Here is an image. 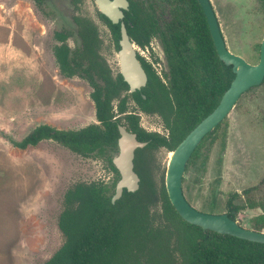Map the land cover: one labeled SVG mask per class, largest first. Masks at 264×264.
Masks as SVG:
<instances>
[{
	"label": "rangeland",
	"instance_id": "rangeland-1",
	"mask_svg": "<svg viewBox=\"0 0 264 264\" xmlns=\"http://www.w3.org/2000/svg\"><path fill=\"white\" fill-rule=\"evenodd\" d=\"M210 1L226 46L257 63L264 37L260 0ZM46 2L44 13L34 0H0V264H44L65 241L58 220L66 191L97 181L113 191L116 178L104 156H84L52 139L25 149L12 143L43 123L78 130L97 122L92 86L63 76L53 54L54 32L62 26L75 30L71 46L78 42L76 12L97 24L101 55L113 74L119 70L114 41L94 0L76 7L69 0ZM161 14L168 19L170 5L161 3ZM127 106L139 114L144 129L166 132L160 116L141 111L132 98ZM215 135L214 143L208 139L202 148L207 162L202 166L199 158L185 174L188 200L199 210L222 213L235 191L251 188L252 199H264V83L240 98ZM140 157L157 182L165 181L171 157L166 147L143 150ZM153 210L160 213V203ZM262 211L245 209L236 220L250 228Z\"/></svg>",
	"mask_w": 264,
	"mask_h": 264
},
{
	"label": "trees",
	"instance_id": "trees-1",
	"mask_svg": "<svg viewBox=\"0 0 264 264\" xmlns=\"http://www.w3.org/2000/svg\"><path fill=\"white\" fill-rule=\"evenodd\" d=\"M35 2L44 10L45 0ZM260 2L264 19V0ZM139 6L136 0L131 1L126 18L129 33L137 40L149 39L156 32L162 37L170 66V88L150 72L148 85L142 90L146 97L140 92L133 96L143 109L160 110L171 127L173 142L144 132L138 127L136 116L129 114L127 118L141 139H151V146L166 144L172 148L218 104L235 74L232 66L219 59L197 0H175L172 21L165 25H158L151 4ZM141 11L143 16L138 14ZM100 15L117 40L120 25ZM74 20L81 46L70 49L66 39L72 32L61 28L55 30L54 37L62 43L54 45L53 51L63 75L82 76L95 87L91 95L100 124L78 130L39 124L21 140H12L19 148L53 139L88 156L94 151L104 155L117 146L119 120H113L112 101L128 85L121 74L113 79L99 63L96 27L86 19L75 17ZM95 73L102 83L96 80ZM119 107L121 112L125 110V99ZM109 161L119 177L111 156ZM112 195L109 186L99 181L81 182L66 191L58 220L65 241L44 264H264V243L204 231L185 221L172 205L165 186L158 188L145 174L136 192L125 190L115 202ZM157 196L162 201L160 214L151 212ZM258 203L248 199L247 203L234 204L229 200L227 205L232 216L231 210L255 207ZM253 228H264V214L253 219Z\"/></svg>",
	"mask_w": 264,
	"mask_h": 264
},
{
	"label": "water",
	"instance_id": "water-1",
	"mask_svg": "<svg viewBox=\"0 0 264 264\" xmlns=\"http://www.w3.org/2000/svg\"><path fill=\"white\" fill-rule=\"evenodd\" d=\"M96 1L100 11L114 23L119 22L123 17L121 8L127 9L129 5L128 0ZM198 2L206 16L218 56L226 65L232 66L235 77L223 93L215 109L204 117L172 152L166 173L167 193L172 205L185 221L201 226L204 230H213L221 234H230L254 242L264 243V231L242 227L227 213L215 214L200 211L193 207L183 194L182 178L185 166L195 147L207 133L227 116L244 92L253 86L261 84L264 80V38L260 45L259 61L255 64L250 63L243 56L227 48L210 0H198ZM120 45L121 72L124 79L129 83L130 90L135 91L145 86L147 74L136 57L124 23H121ZM119 131V153L114 156L113 162L118 168L121 177L116 184V190L112 197L113 202L122 196L124 189L131 192L138 190L140 178L134 170L133 159L136 148L146 144L139 141L135 133L127 131L121 125L119 126Z\"/></svg>",
	"mask_w": 264,
	"mask_h": 264
},
{
	"label": "flooded vegetation",
	"instance_id": "flooded-vegetation-1",
	"mask_svg": "<svg viewBox=\"0 0 264 264\" xmlns=\"http://www.w3.org/2000/svg\"><path fill=\"white\" fill-rule=\"evenodd\" d=\"M35 1V0H34ZM82 0H76V2H73L72 0H69V3H71V5H73L74 7H76L77 5H79V3L81 2ZM95 3H96V6H97V9H98V16L99 18L104 22V24L107 26L108 30L110 31L111 33V37L114 41V45H115V48L117 50V59H118V62H119V70L116 72V74H113L112 72V69L111 67L105 63V60L103 59L102 55H101V52H100V46H101V43L103 42L102 38L100 37V34H99V29L97 27V24L94 22V20L92 18H90L89 16H86V15H82L80 12H76V15L73 16V20L74 18L78 17V18H81V19H86V20H89L95 27H96V30H97V36H98V45H97V54H98V61L99 63L104 67L106 68L108 71H109V74L111 75V77L113 79H116L118 77V75L121 74L123 80L127 83L128 85V89H123L120 91L118 97L114 98L113 101H112V106H113V112H114V117H113V120H119L118 124H117V127H118V131H119V126H123L127 131L131 132V133H135L136 134V137L139 141L141 142H145L146 144L142 147H138L136 148L135 150V155H134V159H133V163H134V170L136 171V173L139 175V178H140V182H139V188L141 186V181H142V174H145L150 180L151 182H153V184H155L158 188L162 187V186H165L166 188V176H165V181H163L162 183H159L157 182V180L151 175V172H148V169H144V165L142 166L141 164V160H140V153H142L143 150H146V149H151V150H154V149H158L160 147H166L172 154V152L174 151V149L182 142V140L191 132V130L203 119H201L190 131H188L185 136L179 141L177 142L172 148H170L169 146H167L166 144H159L157 146H151L150 143H151V139H141L139 134H138V131L136 130H133L131 128V124L127 118V116L129 114H132L134 116L137 117L138 119V127L140 129H142L144 132H147V133H151V134H156L158 135L159 137H162V138H165L167 140V142H173V138H172V131H171V127L167 124L166 120H165V117L164 115L160 112V110L156 109L155 107H153L152 110H146V109H143L139 103L136 101V99L134 98L133 94L136 93V92H140V94L145 98L146 95L143 93V89L148 85V81H149V74L150 72H152L155 76H158L159 79L168 87L170 88L169 86V79H170V66H169V62H168V59H167V55H166V51H165V44H164V41L162 39V37L159 35L158 32L156 33H153L149 39H141V40H137L136 38H134L133 36L130 35L129 33V30H128V27H127V23H126V18H128V13L129 11L131 10V1L132 0H128L129 2V5L127 7V9H124V8H121L122 12H123V17L119 20V22L117 23H114L112 22L111 19H109L105 14H103L101 11H100V8L98 6V3L96 0H94ZM198 1V0H197ZM136 2L139 3V7L141 8V4L143 5H148V7H150V4L153 6V8L155 10H152V15L154 16V18L156 20H158V25H165L166 23H170L172 21V18H173V6H174V3H175V0H136ZM36 3V2H35ZM161 3L162 4H167V5H170V13H171V16L168 18V19H165L163 18L162 14H161V17H160V8H161ZM211 3V1H210ZM261 3V2H260ZM47 2L45 0V4H44V9H45V6H46ZM200 4V3H199ZM37 5V4H36ZM212 5V3H211ZM38 7V5H37ZM202 7V6H201ZM213 7V10L215 12V15L218 19V23H219V18H218V15H217V12L214 8V6L212 5ZM39 8V7H38ZM40 9V8H39ZM150 10V8H148ZM203 9V8H202ZM41 10V9H40ZM42 12L45 13V10H41ZM164 10H162V13H163ZM48 12V11H47ZM204 12V11H203ZM100 14H103L104 16H106L113 24H119L120 25V37L116 40L113 36V33H112V30L110 29L109 25L102 19L101 15ZM138 14L140 16H143V13L142 11L141 12H138ZM263 14V13H262ZM206 17V16H205ZM207 20V19H206ZM74 23L76 24L75 20H74ZM121 23H124L125 26H126V29H127V32H128V35H129V38H130V41H131V44H132V47H133V50L135 51V54H136V57L137 59L139 60V62L141 63L143 69L145 70L146 74H147V82L145 84V86L141 87L140 89H136L135 91H131L130 90V85L129 83L124 79V76L121 72V65H120V59H119V51L121 49V45H120V39H121ZM208 23V22H207ZM128 24H132L131 21L128 20ZM209 26V25H208ZM219 26H220V23H219ZM61 28H68L72 33L71 35H69L66 39V43L67 45L70 47V49L74 50L76 49L77 47H80L81 46V38L78 34V25L76 24V34L78 36V42L75 43V45L72 47L71 44L69 43V41L72 39H74V35H75V30H73V28L71 27H68V26H62ZM59 28V29H61ZM210 30V29H209ZM221 30V28H220ZM211 33V32H210ZM222 33V31H221ZM212 37V36H211ZM55 38V37H54ZM224 38V37H223ZM264 38V37H263ZM213 39V38H212ZM55 40L57 41L56 44H61L62 42L58 41L56 38ZM75 42V39L73 40ZM262 42V41H261ZM214 43V42H213ZM55 44V45H56ZM261 45V43H260ZM215 46V45H214ZM216 48V47H215ZM228 48V47H227ZM229 49V48H228ZM260 50V49H259ZM217 51V50H216ZM53 54H54V51H53ZM218 55V53H217ZM55 56V54H54ZM219 57V56H218ZM259 58H260V52H259ZM56 59V58H55ZM101 59L103 60V62H101ZM220 59V58H219ZM221 60V59H220ZM222 61V60H221ZM248 61V60H247ZM251 63V62H250ZM228 66H231V65H228ZM59 67V66H58ZM60 70V68H59ZM233 71V70H232ZM61 72V71H60ZM62 74V73H61ZM235 74V73H234ZM63 75V74H62ZM65 76V75H63ZM98 75L95 73L94 77L96 78V80L99 82V83H102V80L99 79L97 77ZM65 77H68V76H65ZM73 77H79V78H83L85 79L86 81L89 82V84L92 86L93 90L92 92L95 91V87L91 84V82L87 79V78H84L82 76H79V75H73V76H70L68 78H73ZM235 77V76H234ZM233 80V79H232ZM232 82V81H231ZM264 83V80L261 84ZM231 84V83H230ZM261 84L257 85V86H253L251 87L249 90H247L246 92H244L240 98L247 92H249L250 90H252L253 88L255 87H258L260 86ZM230 86V85H229ZM91 92V94H92ZM225 92V91H224ZM222 97V96H221ZM91 98H92V95H91ZM129 98H132L135 103L137 104V106L139 107V109L143 112H146V113H149V114H157L158 116H160V118H162V121L164 122V127L166 129V132H160V131H147L146 129H144L141 125V122H140V117H139V114L136 112V111H128V106H127V103H128V99ZM240 98L238 99V101L240 100ZM116 99L118 100V102L116 104H114V102L116 101ZM122 99H125V110L121 112L120 110V103H121V100ZM92 100L94 101V99L92 98ZM221 100V98H220ZM219 100V102H220ZM237 101V102H238ZM218 102V104H219ZM237 102L235 103V105L232 107V109L230 110V112L234 109V107L236 106ZM95 103V101H94ZM217 104V105H218ZM216 105V106H217ZM215 106V107H216ZM215 107L210 111L212 112ZM209 112V113H210ZM230 112L227 114V116L217 125L215 126L209 133H207L203 139L199 142V144L195 147V149L193 150V152L191 153L187 163H186V166H185V171H184V174H183V178H182V189H183V194L186 198V200L193 206L195 207L189 200L188 198L186 197V194H185V189H184V181H185V174L186 172L189 170L190 166L196 161L198 160L199 158L203 157V161H202V166L207 162V159H208V156L207 155H202V148L203 146L205 145L206 141L208 139H211V141L214 143V141L216 140V132L218 131V129L220 128V126L222 125L223 121L228 117V115L230 114ZM95 113H96V105H95ZM118 113V114H117ZM208 113V114H209ZM207 114V115H208ZM206 115V116H207ZM205 116V117H206ZM173 117V116H172ZM97 118V116H96ZM93 124H100V121L97 119V122L96 123H93ZM119 137H120V131H119ZM119 137L117 139V146L115 149L113 148H110L106 154L104 155H101V154H98L96 151L92 152L91 154H97L99 156H104L107 158V161L109 163V166L110 168L114 171V169L112 168L111 166V163L109 161V156H111V160H112V163L113 165L116 167V165L114 164L113 162V158L115 155H117L119 153V146H118V140H119ZM46 140V139H44ZM53 140V139H52ZM57 142V141H56ZM59 143V142H58ZM61 144V143H59ZM62 145V144H61ZM64 146V145H63ZM66 147V146H65ZM225 147V142L223 144V148ZM68 148V147H67ZM69 149V148H68ZM71 150V149H70ZM77 153V152H76ZM85 156V155H84ZM223 157V153H221L218 157V159L221 160V158ZM171 158V157H170ZM170 161V159H169ZM168 166H169V162H168ZM168 166H167V169H168ZM118 173H119V170L118 168L116 167ZM115 174H116V178H115V182L113 184V195L115 193V190H116V184L117 182L119 181L120 179V173H119V177L117 176V173L116 171H114ZM167 173V171H166ZM104 183V182H103ZM106 184V183H105ZM108 185V184H106ZM109 186V185H108ZM138 188V190H139ZM109 189H110V186H109ZM128 191L127 189H124V191ZM123 191V193H124ZM137 191V190H136ZM134 191V192H136ZM167 191V189H166ZM250 191H251V188H247L245 190H243L242 193L238 192V191H235L233 193H230L229 195V198L227 199L226 201V207H227V212H222V213H227L232 219H235L236 220V214L239 213L240 211H243L245 209H248V208H258L260 207L263 211L257 215H255L251 222H252V227H250L249 229H253V230H256L253 228V219L260 215V214H264V199H260V200H257V199H252L250 197ZM131 192V191H129ZM168 194V193H167ZM112 195V197H113ZM123 195V194H122ZM122 197V196H121ZM120 197V198H121ZM169 197V196H168ZM248 199L249 200H254L256 203H258V205H256L255 207H246V208H243V209H240V210H231V214L232 216L229 214L230 210H229V206L227 205V202L229 200H232V202L234 204H241L243 202H248ZM118 200V199H117ZM113 202V201H112ZM160 203V207H161V212H162V201L161 199L157 196L156 198V203L154 205H152V208H151V212H156V210H153V208L155 206H157V204ZM196 208V207H195ZM198 209V208H196ZM199 210V209H198ZM202 211V210H200ZM160 212V213H161ZM203 212H207V211H203ZM159 213V212H158ZM159 213V214H160ZM208 213H214V212H208ZM215 214H219V213H215ZM237 221V220H236ZM238 222V221H237ZM239 223V222H238ZM239 225H241L239 223ZM242 227H245L243 225H241ZM201 227V226H200ZM202 228V227H201ZM245 228H248V227H245ZM203 229V228H202ZM204 230V229H203ZM204 231H208V230H204ZM213 231V230H212ZM256 231H264V228L262 230H256ZM216 232V231H215Z\"/></svg>",
	"mask_w": 264,
	"mask_h": 264
},
{
	"label": "bare ground",
	"instance_id": "bare-ground-1",
	"mask_svg": "<svg viewBox=\"0 0 264 264\" xmlns=\"http://www.w3.org/2000/svg\"><path fill=\"white\" fill-rule=\"evenodd\" d=\"M170 154H171V152H170Z\"/></svg>",
	"mask_w": 264,
	"mask_h": 264
}]
</instances>
